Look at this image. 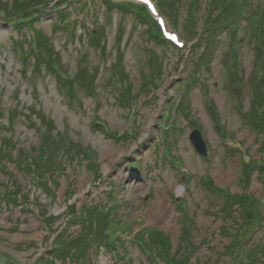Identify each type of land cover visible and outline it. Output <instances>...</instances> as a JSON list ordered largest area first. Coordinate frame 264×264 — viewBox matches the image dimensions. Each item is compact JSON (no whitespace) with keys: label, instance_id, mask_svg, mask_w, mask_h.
I'll return each mask as SVG.
<instances>
[{"label":"rangeland","instance_id":"374dc122","mask_svg":"<svg viewBox=\"0 0 264 264\" xmlns=\"http://www.w3.org/2000/svg\"><path fill=\"white\" fill-rule=\"evenodd\" d=\"M40 1L0 0V151L40 164L47 139L54 176L0 156V264H166L164 243L183 264H264V55L251 37L264 0H152L179 51L154 44L135 6ZM240 194L255 202L227 203Z\"/></svg>","mask_w":264,"mask_h":264},{"label":"trees","instance_id":"16d2710c","mask_svg":"<svg viewBox=\"0 0 264 264\" xmlns=\"http://www.w3.org/2000/svg\"><path fill=\"white\" fill-rule=\"evenodd\" d=\"M26 3H33L35 2L36 0H25ZM44 0H41L38 4L32 6V8L36 11V12H41V9L43 8H46V3L43 2ZM107 3V2H106ZM105 7L108 9V10H112V9H118V10H121V11H125V9H129V5H125V6H122V5H118V6H114V5H111L109 3H107L105 5ZM137 7V10L138 12L140 13H137V16H138V19L140 21H143L144 23H146V25L148 26L147 27V34L149 36V38L154 42V44L160 48H163V47H172V49L174 48V46L169 42L167 41L163 35H162V31L160 30V28L157 26V24L151 19V17L149 16L148 12L145 10L144 7H141V6H135ZM20 9L23 8V12H25L26 10H28L26 7H18ZM18 12V11H16ZM164 13V12H163ZM194 14V13H193ZM192 14V16H193ZM23 15H20V16H17V17H21ZM27 18V17H26ZM26 18H17L16 22H17V25L18 24H23L22 22H24L26 20ZM36 19V18H34ZM262 19L263 18H260L259 19V24H258V27H256L255 29H253V24H250L249 23V27L247 29H249V31H253V33L251 34V37L255 38V47L253 48V52H254V57L255 59L257 58H260V56H263L264 55V28L261 26V23H262ZM28 20V19H27ZM30 20V19H29ZM33 21V20H32ZM29 22V21H28ZM34 22V21H33ZM26 24V23H25ZM25 24H23L25 26ZM251 27L253 30H251ZM236 30H238V27H236ZM259 30V31H258ZM210 33V32H208ZM258 38V40L256 39ZM203 42L207 43L211 40V36H206L205 37L203 36L202 38ZM39 42V40H37ZM207 41V42H206ZM37 47H35V50L37 49V53L39 54L38 51H40V47L38 45H36ZM175 49V48H174ZM179 51V50H177ZM204 55V54H201V56ZM196 60V59H195ZM198 63H199V59L197 60ZM236 63V62H235ZM49 66H52V65H49ZM53 69V66L51 67ZM228 72L231 74H233L235 76V81L239 82V77L238 75H235L236 72H234V70H228ZM55 77L57 78V81L61 84V85H65L67 84V81L65 78H61L60 76L58 77V73L57 75H55ZM173 107V105L171 106V108ZM264 110V99H262V97L259 99V102H258V108H257V111L258 112H261V109ZM212 109V107L210 108ZM170 111L169 108L167 109V112ZM167 112L165 114V116L167 117ZM213 115L215 116V113L213 112ZM41 120H46L42 117H40V121ZM50 125L48 126V128L50 129ZM159 128L162 130V131H166V128L163 127V125H161V122H160V126ZM47 137V136H46ZM45 137V138H46ZM225 139V138H224ZM47 144V139H42V143H41V147H40V156H42L43 154V160L40 161V164L35 162V164H32V162H22V160H18L17 159H13V155H11L10 153H5L3 151H0V156L2 155L3 158H6V160H8L9 162H12V161H15L18 165V168L20 170H23V169H29L31 166L33 167V171H34V174L37 178L43 180L42 178H44L45 175H48L49 173V176H48V179L51 178V176L53 177L54 175L51 173V161L52 159L55 157V153H52V152H49L48 151V148L46 146ZM43 149H46L48 151V153L46 155H44V151ZM85 150V149H84ZM230 152L231 153H235L239 156V162H240V165L243 164L244 166H247L245 168H243V171L247 172L248 170H250L252 168V166L254 168H256V170L258 171V166H257V163L258 162H252V158L249 157V159L247 161L244 160V157L241 155V152L238 151V149H230ZM88 158V157H87ZM26 160V159H24ZM51 160V161H50ZM23 163V164H22ZM253 164V165H252ZM35 165V166H34ZM252 165L251 167H248ZM55 167V166H54ZM137 166H134V168H136ZM50 169V170H49ZM54 169V168H53ZM55 170L57 171V167H55ZM54 170V172H55ZM261 172H260V176H261V179L262 181H264V165L262 164L261 165ZM6 172L5 168H4V173ZM201 182L204 184V185H209L210 184V181L208 180V178H205L202 177L201 179ZM18 188V186H17ZM250 198L246 197L244 198V194H240L238 196H236V198L234 199V197H231L229 200H227V203L229 201L230 204H233L234 203H238V204H242L243 202L242 201H246V203L249 202V205L252 204L254 201L253 197L249 196ZM71 207V206H70ZM176 208L177 210H180L181 211V208H180V205L179 204H176ZM71 209H73L71 207ZM187 215V214H186ZM186 215H183L185 218L187 217ZM47 216H45L44 218H46ZM48 219V217L46 218ZM153 235V233H151ZM140 239L139 237L137 238V240ZM157 239V237H156ZM154 243V241H152ZM155 245V244H154ZM162 246H165L166 248H160L159 250V254H160V257L162 258V260L165 261L166 264H183L185 262L184 259H181V258H177L176 256H173L170 254L169 250H170V245L167 244V243H164V245L162 244ZM232 246V245H230ZM147 247H149L147 245V243H143L141 249H148ZM243 254L245 255V252H243ZM234 259L231 260V264L234 263ZM155 264V263H154ZM242 264V263H241Z\"/></svg>","mask_w":264,"mask_h":264},{"label":"water","instance_id":"95a60500","mask_svg":"<svg viewBox=\"0 0 264 264\" xmlns=\"http://www.w3.org/2000/svg\"><path fill=\"white\" fill-rule=\"evenodd\" d=\"M228 57L226 58L225 63L227 64ZM190 142L193 145V148L195 149L196 153L200 155L201 157L205 158L207 156L206 154V145L205 142L200 134L199 131L193 130L190 137Z\"/></svg>","mask_w":264,"mask_h":264},{"label":"bare ground","instance_id":"6f19581e","mask_svg":"<svg viewBox=\"0 0 264 264\" xmlns=\"http://www.w3.org/2000/svg\"><path fill=\"white\" fill-rule=\"evenodd\" d=\"M171 210V209H170ZM168 216H169V220H167L166 222H165V224H169L170 222H171V218H172V216H171V211L168 213Z\"/></svg>","mask_w":264,"mask_h":264},{"label":"snow or ice","instance_id":"6c2138e0","mask_svg":"<svg viewBox=\"0 0 264 264\" xmlns=\"http://www.w3.org/2000/svg\"><path fill=\"white\" fill-rule=\"evenodd\" d=\"M145 2H147V0H145ZM172 39H175V37H172Z\"/></svg>","mask_w":264,"mask_h":264}]
</instances>
